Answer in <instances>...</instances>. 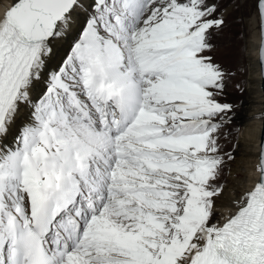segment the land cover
Wrapping results in <instances>:
<instances>
[{"label": "snow or ice", "instance_id": "obj_1", "mask_svg": "<svg viewBox=\"0 0 264 264\" xmlns=\"http://www.w3.org/2000/svg\"><path fill=\"white\" fill-rule=\"evenodd\" d=\"M80 7L15 0L0 15V138L30 110L0 143V264H264V144L234 213L213 221L231 122L222 70L203 55L217 6L93 0L49 69Z\"/></svg>", "mask_w": 264, "mask_h": 264}, {"label": "rangeland", "instance_id": "obj_2", "mask_svg": "<svg viewBox=\"0 0 264 264\" xmlns=\"http://www.w3.org/2000/svg\"><path fill=\"white\" fill-rule=\"evenodd\" d=\"M93 2V0H92ZM210 4L217 6L215 18L223 19L224 24L218 30H212L208 35V43L211 45L203 55L211 57L212 63L228 68H221L224 75L222 91L217 99L221 104L230 105V112L226 115L231 118L230 123H225L219 131V146L221 154L225 157V163L220 175L215 181L223 188L229 183V164L232 159H228V154L233 157L237 143L240 138L241 127L239 125V114L243 111L248 89V61L247 54L249 42L252 35L259 31V20L256 13L255 0H208ZM91 4H90V12ZM86 19L81 21L78 29L74 33L73 39L68 42V46L62 53L58 66L70 54L71 47L79 39V33ZM230 74V78L229 74ZM234 73L231 74V73ZM45 86L41 88L38 98L42 95ZM221 221L220 212L214 208L213 221Z\"/></svg>", "mask_w": 264, "mask_h": 264}, {"label": "bare ground", "instance_id": "obj_3", "mask_svg": "<svg viewBox=\"0 0 264 264\" xmlns=\"http://www.w3.org/2000/svg\"><path fill=\"white\" fill-rule=\"evenodd\" d=\"M15 0H0V15L4 14L5 8H9ZM83 7L77 8L72 13V20L66 34L52 41L54 55L48 61L49 69L58 67L59 59L68 46V41L74 35L76 28L81 21L87 19L90 15V4L92 0H81ZM259 19V18H258ZM259 25V24H258ZM78 29V28H77ZM260 41V32H255L249 42L247 51L248 61V89L246 90V99L243 111L239 114L240 119V138L236 150L233 152L232 161L229 164V183L223 188L221 194L215 198V208L221 214L223 222L229 215L233 214L234 201L252 185L256 176L259 155V134L262 126V91L260 89L261 74L258 63V47ZM45 84L38 82L33 88V98L40 93ZM30 110H22L17 119L16 127L12 129L11 135L6 140L0 138V143L12 144L13 138L18 135L22 126L30 120ZM14 146V145H13Z\"/></svg>", "mask_w": 264, "mask_h": 264}, {"label": "water", "instance_id": "obj_4", "mask_svg": "<svg viewBox=\"0 0 264 264\" xmlns=\"http://www.w3.org/2000/svg\"><path fill=\"white\" fill-rule=\"evenodd\" d=\"M8 9L9 8H6L4 10V12ZM259 32H260V41H259V47H258V63H259L260 74H261L260 89L262 91V96H263V101H262V115H263L262 117H263V120H262L261 132L259 134V147H260L259 153H260L261 145L264 144V67H262L261 61H260V47H261L262 42H264V35H262V32H261L260 21H259ZM258 157H259V155H258Z\"/></svg>", "mask_w": 264, "mask_h": 264}, {"label": "trees", "instance_id": "obj_5", "mask_svg": "<svg viewBox=\"0 0 264 264\" xmlns=\"http://www.w3.org/2000/svg\"><path fill=\"white\" fill-rule=\"evenodd\" d=\"M222 66H223V67H227V66H226V65H224V64H223ZM231 74H233V75H234V73H233V72H232Z\"/></svg>", "mask_w": 264, "mask_h": 264}]
</instances>
